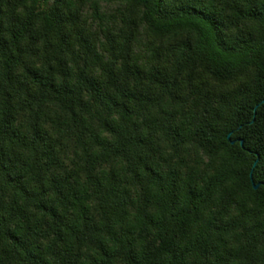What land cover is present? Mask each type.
I'll use <instances>...</instances> for the list:
<instances>
[{
    "label": "trees",
    "instance_id": "16d2710c",
    "mask_svg": "<svg viewBox=\"0 0 264 264\" xmlns=\"http://www.w3.org/2000/svg\"><path fill=\"white\" fill-rule=\"evenodd\" d=\"M0 264H264V0H0Z\"/></svg>",
    "mask_w": 264,
    "mask_h": 264
},
{
    "label": "water",
    "instance_id": "95a60500",
    "mask_svg": "<svg viewBox=\"0 0 264 264\" xmlns=\"http://www.w3.org/2000/svg\"><path fill=\"white\" fill-rule=\"evenodd\" d=\"M242 144H243V143H242ZM253 183H254V182H253ZM259 187H260V184H258V185H255V184H254V188H255V189H258Z\"/></svg>",
    "mask_w": 264,
    "mask_h": 264
}]
</instances>
